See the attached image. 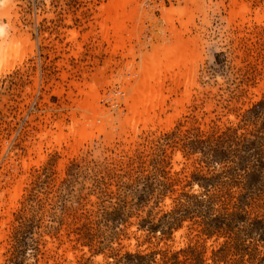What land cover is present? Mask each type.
Returning a JSON list of instances; mask_svg holds the SVG:
<instances>
[{
    "label": "rangeland",
    "instance_id": "374dc122",
    "mask_svg": "<svg viewBox=\"0 0 264 264\" xmlns=\"http://www.w3.org/2000/svg\"><path fill=\"white\" fill-rule=\"evenodd\" d=\"M110 2L0 0V264H264V0H134L123 48ZM179 44L130 124L127 84Z\"/></svg>",
    "mask_w": 264,
    "mask_h": 264
},
{
    "label": "bare ground",
    "instance_id": "6f19581e",
    "mask_svg": "<svg viewBox=\"0 0 264 264\" xmlns=\"http://www.w3.org/2000/svg\"><path fill=\"white\" fill-rule=\"evenodd\" d=\"M133 2H134V0H111V2L109 3L110 5L106 8V10L103 11L104 18L100 24L101 25V29H100L101 31L100 32H102V34H105L103 36H106V37H102V38H107L108 36H110V35H108V32L110 31L112 34L111 36L115 40V44H116L115 47L116 48H118V47L123 48L124 43H125L124 41L129 39V38H127V35L131 32L128 31V23H133L137 17V14H138L137 13L138 11L135 8L133 9V7H132V9H131V7H130ZM102 9H105V8H102ZM0 32H3V28H0ZM124 34H125V36H124ZM73 35L74 34H72V36ZM72 36H71V38L74 39L75 37H72ZM112 37H110V38H112ZM128 37H131V36H128ZM168 46H170V45H168ZM181 47H183V46L182 45L180 46V44H179L178 46L175 45V47L171 46V47H168L166 49L164 48V50H162L161 53H159L160 51L157 53L155 52L156 53L155 55L151 56L149 59H147L143 63H141V67H140L138 73L136 72V74H138L137 75L138 77L135 75L137 78L135 80L133 79V84L132 85L127 84L128 87L124 89L125 97H124L123 101H124V104H126V106L128 108L127 112L129 113V118L127 117L128 118L127 120H130V121H128V122H130V124L132 123V121H134L136 116H142L143 117V115H145L147 109L148 108L150 109V107H148V106L150 104H153L154 101H155V103L157 101L160 102V100H159L161 98L160 92L162 90L159 92L158 87H160V84H162L161 83V77L163 75L162 73L167 72V71L169 73L170 72L169 70H171V69L173 70V68L176 65L178 66V65H181L182 63L185 64L183 61L186 57L183 58L184 57L183 55H184V53H187V52H184L185 50L183 51V48H181ZM188 60H189V58H188ZM191 60H192V58H191ZM185 69H186V67H185ZM87 87L89 89L88 92L87 93L83 92L84 93L83 94L84 99L82 100V102L80 101L81 103L78 104L76 107L80 113L79 114L80 118L83 120L82 123L80 121L79 122L83 125H79L77 120H73V122H71L72 125L67 127L68 128L67 129L68 130V136H72V138L73 137L74 138L86 137L87 136L86 134H87V131H89V128L87 129V127L85 125L87 124V126L88 125L91 126L92 121L94 119H96V117H100L99 115L101 114V112L99 111V109L97 108V105H96V102H97L96 86H94V84H88ZM164 97H166V96H164ZM157 108H158V106H157ZM152 110H150V111L152 112ZM98 112H100V114ZM147 112H149V111H147ZM153 114H154V112H153ZM146 116H148V115H146ZM146 119H148V121H149L151 118L150 117L143 118L144 122H146ZM141 122H142V119H141ZM56 124H58V123H56ZM59 131H61V130H59ZM60 136H61V134H60ZM61 138L62 137H59V138H57V140H60ZM81 139H83V138H81ZM67 141H69V140H67ZM38 148H40V147H38Z\"/></svg>",
    "mask_w": 264,
    "mask_h": 264
}]
</instances>
